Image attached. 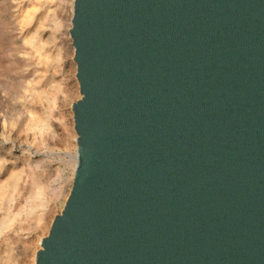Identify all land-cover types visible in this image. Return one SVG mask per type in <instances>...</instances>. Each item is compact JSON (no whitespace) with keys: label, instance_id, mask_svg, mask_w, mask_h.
I'll return each instance as SVG.
<instances>
[{"label":"water","instance_id":"95a60500","mask_svg":"<svg viewBox=\"0 0 264 264\" xmlns=\"http://www.w3.org/2000/svg\"><path fill=\"white\" fill-rule=\"evenodd\" d=\"M69 194L35 264H264V0H74Z\"/></svg>","mask_w":264,"mask_h":264},{"label":"rangeland","instance_id":"374dc122","mask_svg":"<svg viewBox=\"0 0 264 264\" xmlns=\"http://www.w3.org/2000/svg\"><path fill=\"white\" fill-rule=\"evenodd\" d=\"M74 0H0V264H35L69 194Z\"/></svg>","mask_w":264,"mask_h":264},{"label":"bare ground","instance_id":"6f19581e","mask_svg":"<svg viewBox=\"0 0 264 264\" xmlns=\"http://www.w3.org/2000/svg\"><path fill=\"white\" fill-rule=\"evenodd\" d=\"M1 135V134H0ZM75 161H76V154H75ZM73 168H74V166H73Z\"/></svg>","mask_w":264,"mask_h":264}]
</instances>
